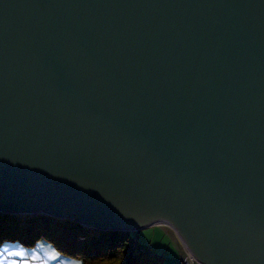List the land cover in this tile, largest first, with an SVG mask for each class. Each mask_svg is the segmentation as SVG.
<instances>
[{
  "label": "water",
  "instance_id": "95a60500",
  "mask_svg": "<svg viewBox=\"0 0 264 264\" xmlns=\"http://www.w3.org/2000/svg\"><path fill=\"white\" fill-rule=\"evenodd\" d=\"M0 213L264 264V0H0Z\"/></svg>",
  "mask_w": 264,
  "mask_h": 264
},
{
  "label": "trees",
  "instance_id": "16d2710c",
  "mask_svg": "<svg viewBox=\"0 0 264 264\" xmlns=\"http://www.w3.org/2000/svg\"><path fill=\"white\" fill-rule=\"evenodd\" d=\"M42 240L81 264H164V258L142 247L132 232L94 231L70 220L0 213V248L8 242L31 249Z\"/></svg>",
  "mask_w": 264,
  "mask_h": 264
},
{
  "label": "rangeland",
  "instance_id": "374dc122",
  "mask_svg": "<svg viewBox=\"0 0 264 264\" xmlns=\"http://www.w3.org/2000/svg\"><path fill=\"white\" fill-rule=\"evenodd\" d=\"M132 234L142 247L163 257L164 264H184L183 259L188 257L184 242L176 231L166 224L158 223L132 232ZM21 247L24 246L20 243L6 242L0 248V264H81L77 259L63 256L45 240L31 248L34 250L32 259L36 263H31V254L21 251ZM179 249L182 251V255ZM14 253H21V255H14Z\"/></svg>",
  "mask_w": 264,
  "mask_h": 264
},
{
  "label": "built area",
  "instance_id": "2783aa9c",
  "mask_svg": "<svg viewBox=\"0 0 264 264\" xmlns=\"http://www.w3.org/2000/svg\"><path fill=\"white\" fill-rule=\"evenodd\" d=\"M187 248V247H186ZM187 254H188V257L186 256L183 261H184V264H201L199 261H197L195 259V257L192 255V253L188 250L187 248ZM186 255V254H185Z\"/></svg>",
  "mask_w": 264,
  "mask_h": 264
},
{
  "label": "crops",
  "instance_id": "0c3cea01",
  "mask_svg": "<svg viewBox=\"0 0 264 264\" xmlns=\"http://www.w3.org/2000/svg\"><path fill=\"white\" fill-rule=\"evenodd\" d=\"M21 251H23V252H28V253H30L31 255V263H34L35 261L32 259L33 257H32V255H33V249H29V248H26V247H21ZM179 251H180V249H179ZM180 253H181V255H182V251H180ZM36 263V262H35Z\"/></svg>",
  "mask_w": 264,
  "mask_h": 264
},
{
  "label": "snow or ice",
  "instance_id": "6c2138e0",
  "mask_svg": "<svg viewBox=\"0 0 264 264\" xmlns=\"http://www.w3.org/2000/svg\"><path fill=\"white\" fill-rule=\"evenodd\" d=\"M14 255H21V253H14Z\"/></svg>",
  "mask_w": 264,
  "mask_h": 264
},
{
  "label": "bare ground",
  "instance_id": "6f19581e",
  "mask_svg": "<svg viewBox=\"0 0 264 264\" xmlns=\"http://www.w3.org/2000/svg\"><path fill=\"white\" fill-rule=\"evenodd\" d=\"M160 224V223H159Z\"/></svg>",
  "mask_w": 264,
  "mask_h": 264
}]
</instances>
